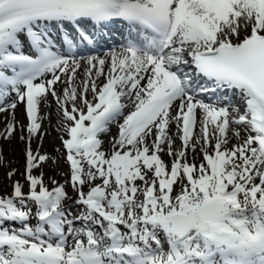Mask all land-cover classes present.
Wrapping results in <instances>:
<instances>
[{"label": "snow or ice", "instance_id": "1", "mask_svg": "<svg viewBox=\"0 0 264 264\" xmlns=\"http://www.w3.org/2000/svg\"><path fill=\"white\" fill-rule=\"evenodd\" d=\"M49 96L64 183L33 171ZM0 114V264H264V0H0Z\"/></svg>", "mask_w": 264, "mask_h": 264}, {"label": "bare ground", "instance_id": "2", "mask_svg": "<svg viewBox=\"0 0 264 264\" xmlns=\"http://www.w3.org/2000/svg\"><path fill=\"white\" fill-rule=\"evenodd\" d=\"M122 43L123 41H120L116 48H118ZM108 50L109 49H107V51ZM107 51L99 52L96 54L102 55ZM48 99L50 102L48 106L41 105V115L44 116L42 128L46 132V135L43 136L42 141L33 140L31 147L34 152L37 151L38 152L43 151V153L48 152L53 159L57 154V151L61 149V144H62L61 137L64 136L65 134L62 131H58V129L60 128V120H61V114L58 111V106L51 96H49ZM205 102L208 103L211 101L209 99H206ZM16 120L20 124L27 123L23 104H19L17 107ZM120 121L118 123H120ZM118 123L110 127L111 129L117 127V129L115 131L111 130L109 137H105L104 139L100 137L104 141L103 147L105 150H107L110 147L109 141L112 139V136L114 137L118 134ZM5 124H6L5 114H0V128H3ZM171 130L173 132L176 131L174 125L172 126ZM55 139H57V141ZM179 143L180 141L177 139V144ZM26 149H27V141L20 139L19 136L16 134H14L13 139L11 140L0 139V152H2L5 160L4 166H0V193H11L12 181H20L22 184H25V190H27V184L25 182V177L23 175L25 173V168H26ZM162 158L166 162L170 163L169 157L163 156ZM65 159L66 157L64 158V161ZM199 159L200 157H197V162H199ZM67 169L69 170L68 177L70 178L69 165L66 162H64L60 170L65 172ZM9 170H15L16 172V175L13 176L11 180L7 175ZM34 174L38 175L39 173L34 171ZM57 175L58 174L56 171L55 173L52 171H47L45 172L44 177L45 180L47 181L49 180V178L56 179ZM58 176H61L59 178H62L63 174H59Z\"/></svg>", "mask_w": 264, "mask_h": 264}, {"label": "rangeland", "instance_id": "3", "mask_svg": "<svg viewBox=\"0 0 264 264\" xmlns=\"http://www.w3.org/2000/svg\"><path fill=\"white\" fill-rule=\"evenodd\" d=\"M114 126V125H111V127ZM199 127V125H198ZM117 129V127H114L113 129L110 128L109 132L106 133V134H102L101 137L104 139L105 137H109L110 135V131H115ZM243 135V133H242ZM113 138V136H112ZM59 139V138H58ZM57 141V139H55ZM63 145L61 144V149H59V151H57V154L55 155V157L52 159V157L50 156V154L48 152H45L43 153V151L39 152L40 154H47L49 159L48 161H46L44 164L41 165V167L39 169H34L35 172L39 173L41 171H43L44 175H45V172L47 171H52L55 173V171L57 172V174H63V177L62 178H59L61 176H58L56 177L55 180L59 181L60 183H64L66 180L69 179L68 177V173H69V170L67 169L65 172H63L62 170H60L61 166L63 165V163L65 162L64 161V158L66 157L65 154H66V151L65 149H63ZM23 169V168H22ZM67 187V190H68V193L69 195H72L73 194V191L71 189L70 186L68 185H65ZM82 210V209H80ZM72 212L73 214H78V209L76 207H73L72 209ZM33 213H35V208H33ZM36 219L33 217V219L30 221V224L31 226L35 227L36 226Z\"/></svg>", "mask_w": 264, "mask_h": 264}]
</instances>
